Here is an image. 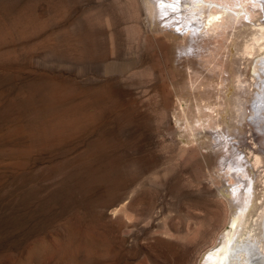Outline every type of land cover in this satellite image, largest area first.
<instances>
[{"label":"rangeland","instance_id":"1","mask_svg":"<svg viewBox=\"0 0 264 264\" xmlns=\"http://www.w3.org/2000/svg\"><path fill=\"white\" fill-rule=\"evenodd\" d=\"M150 1L0 0V264H204L220 246L236 149L188 130L191 43Z\"/></svg>","mask_w":264,"mask_h":264},{"label":"bare ground","instance_id":"2","mask_svg":"<svg viewBox=\"0 0 264 264\" xmlns=\"http://www.w3.org/2000/svg\"><path fill=\"white\" fill-rule=\"evenodd\" d=\"M150 3L156 18L178 27L179 33L176 32L180 37L188 38L191 43L180 47L185 52L182 57L186 56L181 58L180 65L196 75L190 74V99L187 108H183L188 130L193 135L198 131L195 126L211 129L208 132L214 134L215 141L225 143L228 151L236 149L233 153L237 158L233 159V154L227 152L229 156L226 154L222 162L227 166L229 182L236 180L237 186L232 190L235 213L220 246L204 264H264V0H151ZM235 39L240 45L234 64L238 92L228 102L233 113L230 124L224 127L226 89L233 83L228 56L232 54L231 44ZM207 41L213 45L206 44ZM148 45L154 48L155 40L148 39ZM198 45L206 48L211 58L209 67L204 69L200 60L198 63L193 60ZM198 79L200 82L195 84ZM206 79L211 84L207 85ZM250 167L256 177L252 176Z\"/></svg>","mask_w":264,"mask_h":264}]
</instances>
